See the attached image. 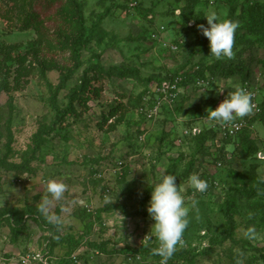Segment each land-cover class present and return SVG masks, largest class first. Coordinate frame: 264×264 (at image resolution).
Listing matches in <instances>:
<instances>
[{"label":"rangeland","instance_id":"374dc122","mask_svg":"<svg viewBox=\"0 0 264 264\" xmlns=\"http://www.w3.org/2000/svg\"><path fill=\"white\" fill-rule=\"evenodd\" d=\"M27 1L24 14L12 0H0V264L157 263L159 256L141 249L153 252L158 246L154 240L145 243L154 223L147 212L150 188L162 171L180 175L189 164L194 165L192 173L211 177L208 181L218 182L221 188L197 193L200 219L190 214L185 243L171 260L186 253L191 256L186 264H237L238 260L253 264L256 250L264 245V222L257 228L250 210L254 202L264 208V193L254 190L253 198L238 197L237 227L231 239L218 245L227 229L220 207L223 191L238 182L234 174L241 175L246 190L257 178L264 185V106L260 114L246 117L248 127L243 133L250 132L255 144L250 157L239 151V135L227 144L218 136L215 123L203 119L221 100L219 90L232 91V85L221 83L220 78H213L204 93L195 88L187 91L184 95L189 97H178L181 101L175 106L163 103L158 117L147 121L143 115L149 108L142 105L145 87L134 77L101 75L95 83L101 88L99 97L85 107L74 103L80 116L54 124L50 97L65 72L58 67L72 66L71 51L53 39L58 25L50 17L59 4ZM77 1L87 29L84 37H89L79 50L82 67L58 93L60 106L79 85L84 69L136 68L143 78H165L178 70L192 75L201 65L214 63L207 56L209 42L198 27H207L203 16L214 10L227 17L231 4L237 6L234 20L240 24L241 5L249 0H200L187 13L186 0ZM27 12L35 13L39 21L23 30ZM99 15H104L103 22L92 33ZM172 42L178 44L176 53L161 50ZM255 49L242 59L247 67L254 60L262 67L255 66L256 74L241 85L264 91V46ZM233 51L236 60L238 50ZM38 61L54 66L42 67ZM18 65L19 77H15ZM119 104L125 110L104 121L108 113L100 105L116 108ZM210 131L216 136L201 143L200 134ZM47 178L63 179L67 188L64 197L53 200L42 213L40 205L49 195ZM180 183L186 196H191L187 178L181 177ZM50 217L63 223L58 225ZM14 223L20 225L13 241L9 228ZM249 226L257 230L254 240L243 236Z\"/></svg>","mask_w":264,"mask_h":264},{"label":"trees","instance_id":"16d2710c","mask_svg":"<svg viewBox=\"0 0 264 264\" xmlns=\"http://www.w3.org/2000/svg\"><path fill=\"white\" fill-rule=\"evenodd\" d=\"M14 3L19 5V8L22 9L23 13L25 14V7H27L30 2L28 3L27 0H12ZM200 0H186V12H191L195 9V7L198 5ZM41 4L43 2H46L49 6L58 3V8L55 11L53 15H51L50 19L54 22H57L56 26L58 25L56 31H55V40H58L62 44L63 49H67L68 51H71V54L69 56V61L72 64L71 68H65L66 66L63 65V67H58V69L63 70L65 69L64 75L61 76L59 81V86L53 91L52 96L50 97V104L54 111V124H56L59 121H62L64 119H67L68 117L76 118L80 116V112L77 111L74 103H78L82 107H85V104L87 101H90L92 99H97L100 95L101 88L100 86H97L95 83L100 81V76L103 75L106 78H112V76L117 77V79H122L126 77H134L139 84H142L145 89L143 90V95H145V101L142 104L143 108L147 107L149 109L153 108V106L156 104V98L155 95L150 93L149 86L151 84H157L158 86H161L163 82H167L172 84L174 79L179 76L180 73H182V76L184 80L181 83V86H177V88L182 89V94H178L179 97L184 95L186 91V87H188L189 84L195 85L196 80H204L206 77H211L214 79L220 78V79H228L232 78L234 76L240 77V80L242 83L247 82V80L251 76V70L249 66L247 67L244 64V61L242 59L243 55H246V52L250 49L264 46V1H248L247 4L241 5L242 6V13H241V22L240 27L237 29L236 35H235V44L234 49L238 50V57L236 60L232 59H226V60H216L212 64H205L201 65L198 69V71H195L192 75L184 74V72L173 71L171 72L168 77L165 78H157L154 75L143 78L140 76V71L134 68L132 71H127L123 67H112L108 70L104 71L100 67H92L89 71L87 69H84L82 72V78L79 81V85L75 87L73 90L69 92L66 98L65 104L62 106L58 105L57 103V97L58 93L62 91L64 88H66V85L68 81L72 78L73 74L77 69L82 67L81 60H80V54L79 50L80 48L87 43V39L89 35L85 38L86 34V26H85V20L82 13V9L79 6V2L77 0H39ZM139 6V4H137ZM137 6V7H138ZM229 13L227 15V18L233 19L236 16L237 13V6L229 4ZM246 9H245V8ZM18 8V9H19ZM22 13V14H23ZM0 17H3L0 15ZM5 17V15H4ZM104 15H99L97 21L92 24L90 30L92 33H94L95 29H99L101 27V23L103 22ZM199 19V18H198ZM197 19V20H198ZM38 16L34 13L27 12V16L23 18L24 25L22 27L23 30L28 29L32 27L35 23H37ZM70 36V37H69ZM70 38V42L68 43L67 39ZM73 37V40H72ZM84 38V39H83ZM205 41H208L207 39ZM176 46V49L178 48V44L175 42L170 43L167 46H162L161 50H165L170 53H176V50H173L171 46ZM61 47V48H62ZM251 51V50H250ZM39 64L44 67L45 66H54V63H46L45 61H38ZM19 69L20 66L18 65L17 68L14 70L16 72L15 77H19ZM90 73V74H89ZM208 73V75L206 74ZM14 77V80L16 78ZM212 83H210L208 86H210ZM196 89V88H195ZM204 89V88H203ZM177 90H175L176 92ZM200 90L198 89L197 92ZM203 93V92H202ZM201 94V93H200ZM189 96H183V98H186ZM148 98V99H147ZM144 99V98H143ZM181 100H175L174 102L170 103L171 106H175L176 103H178ZM169 104L166 106H170ZM145 106V107H144ZM264 103L260 104V113L263 110ZM101 109H105L108 113L107 118H104L103 120L106 121L108 118L114 117L120 110H125V108H122L121 104L117 106L116 108L108 107L105 108L100 105ZM172 113L174 111H171ZM103 113V111H102ZM259 113V114H260ZM258 115V114H255ZM143 118L147 120L146 114L143 115ZM148 121V120H147ZM212 131V130H211ZM202 132L200 134L201 136V143L204 140H212L213 137L216 136L213 132ZM244 131V130H243ZM239 133V151L242 152L246 157H250L251 153L254 154L255 150V144L253 141L250 140V132L248 134ZM236 135L235 137H237ZM234 137V138H235ZM234 138H226L227 141H225L227 144H230L229 142ZM194 169L193 164H189L187 170H185L182 174L178 175L174 171L170 170L167 171L168 173L174 174L177 176L176 182L178 183V180L181 177L188 178L189 175L192 173ZM235 180H238L237 183H235L232 187L229 186L227 190L223 191V198L221 203V213L226 221V232L223 237V239L218 243L220 245L224 240L231 239L233 236V233L237 227L236 220H235V214L236 210L239 208L238 204V197L247 195L248 198H253L254 190H260L262 193H264V185L260 178L255 179L251 184L252 188L251 190H246L244 188L245 184L242 182L239 178L241 175L239 173L234 174ZM205 180H209L211 177L205 176ZM202 178V177H201ZM209 188L208 189H218L220 190L221 187H219L218 182H215L213 180L208 181ZM250 213H252L256 221L254 222L255 226L257 228L260 227V224L264 222V208L263 206L258 203L254 202L253 206L251 207ZM30 217H33L30 215ZM20 223H14L13 226H10L9 230L12 235L13 241L16 240V237L18 235V226ZM259 226V227H258ZM146 254H153V252L146 248H141ZM254 249V248H250ZM258 253L257 259H255V262L253 264H264V245L256 250ZM123 253L128 252L122 251ZM177 256V259L168 261V264H186L185 259H190L191 256L189 254L183 253L182 256ZM154 260V259H152ZM148 263V261H146ZM160 260L157 261L155 264H159Z\"/></svg>","mask_w":264,"mask_h":264},{"label":"clouds","instance_id":"9594fccd","mask_svg":"<svg viewBox=\"0 0 264 264\" xmlns=\"http://www.w3.org/2000/svg\"><path fill=\"white\" fill-rule=\"evenodd\" d=\"M180 13L178 11L177 15ZM203 17L206 18L207 27L204 24L198 27L209 42L207 56L214 60L232 59L235 35L240 27L239 22L227 18L226 14L222 16L214 10ZM204 90L201 89L203 93ZM255 107L253 93L240 84H233L232 91L227 93L226 98L215 109L209 108L203 119L205 122L228 125L237 119L251 115ZM176 179V175L162 171L150 188L151 196L147 212L154 223L145 243L147 245L154 240L158 245L153 250V254L161 258L159 264H168L178 247H183L184 233L190 223V214H194L195 219H200L197 193H206L209 188L207 180L201 178L198 173H192L187 178V185L193 191L191 196H186L184 185L177 184ZM44 182L49 195L45 196L40 205L39 210L42 213L47 211L53 200H61L67 188L63 179L60 178H47ZM50 220L58 225L63 223L58 217H50ZM243 236L254 240L257 236L255 226H249L243 232ZM237 253L240 257L244 255L240 250H237ZM237 264H242V260H238Z\"/></svg>","mask_w":264,"mask_h":264},{"label":"built area","instance_id":"2783aa9c","mask_svg":"<svg viewBox=\"0 0 264 264\" xmlns=\"http://www.w3.org/2000/svg\"><path fill=\"white\" fill-rule=\"evenodd\" d=\"M163 46H167V45L164 44ZM171 48L175 50L176 46L172 45ZM183 80L184 78L182 76V73H180L179 76H177L174 79L172 84L163 82L161 86H158L157 84H151L149 86L150 93L155 95L156 104L153 106V108L149 110H145L147 120L152 119L153 117L154 118L158 117V113L160 112V108L163 103L166 105L168 104L170 105V103L174 102L175 100H178L179 97L178 94L179 95L182 94V89L177 88V86L180 87ZM212 82H213V78L207 76L206 79L204 80H196L195 85L189 84L188 87H186V91L190 92L193 91V88H196L197 91L198 89L200 90L199 93H202L203 91H201V89L206 88V86H208ZM244 87L247 88L246 85ZM247 89L253 93V100L256 105L253 112L255 114H259L260 108H259V102L257 101L256 90L252 88L250 89L247 88ZM175 90L177 91L175 92ZM221 101L222 99L217 102L216 107ZM246 117H244L243 119H237L232 124H228V125H222L217 123L218 136L223 139L234 138L236 135H238L248 127V122H246Z\"/></svg>","mask_w":264,"mask_h":264},{"label":"crops","instance_id":"0c3cea01","mask_svg":"<svg viewBox=\"0 0 264 264\" xmlns=\"http://www.w3.org/2000/svg\"><path fill=\"white\" fill-rule=\"evenodd\" d=\"M262 47V46H261ZM256 50H258V47H256V49H255V51ZM252 51V50H251ZM258 51H260V50H258ZM255 54V52L253 51V55ZM251 66H249V68H250V70H251V76H253L254 74H256V73H254V70L256 71V69H254L255 68V66H257L258 65V68H259V66H261V64H260V62L259 61H253L252 62V64H250ZM262 67V66H261ZM260 69V68H259ZM258 69V70H259ZM264 71V70H263ZM260 73H262V72H257V74L259 75ZM262 74H260V76H261ZM221 81V83H223V82H225L226 84H228V86H229V84L230 85H233V84H242V81L240 80V77H238V76H234V77H232V78H228V79H223L222 78V80H220ZM218 82H219V80H218ZM228 86L226 87V88H228ZM224 89V91L225 90H227V89ZM256 93H257V101L260 103V104H262V103H264V91H263V88L259 91L258 89H256ZM221 99L223 100V99H225L224 97L227 95V92H224L223 93V91H221ZM253 114H254V112L251 114V115H249L248 117L249 118H252L253 117ZM255 115V114H254ZM213 123H215V126H217V123L216 122H213ZM210 125H211V123H210ZM255 127V126H254ZM254 127L251 129L252 130V132H254ZM217 128V127H216ZM255 133V132H254Z\"/></svg>","mask_w":264,"mask_h":264}]
</instances>
